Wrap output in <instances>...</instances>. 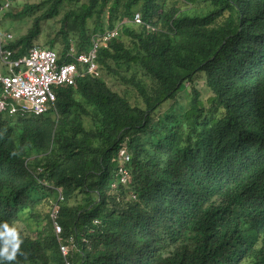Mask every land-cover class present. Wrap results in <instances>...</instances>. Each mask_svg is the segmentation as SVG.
Wrapping results in <instances>:
<instances>
[{
    "label": "trees",
    "instance_id": "obj_1",
    "mask_svg": "<svg viewBox=\"0 0 264 264\" xmlns=\"http://www.w3.org/2000/svg\"><path fill=\"white\" fill-rule=\"evenodd\" d=\"M2 1L34 17L13 58L74 61L117 27L46 114L0 110V222L20 239L3 264H264V0Z\"/></svg>",
    "mask_w": 264,
    "mask_h": 264
},
{
    "label": "built area",
    "instance_id": "obj_2",
    "mask_svg": "<svg viewBox=\"0 0 264 264\" xmlns=\"http://www.w3.org/2000/svg\"><path fill=\"white\" fill-rule=\"evenodd\" d=\"M133 21L142 22L139 12L134 14ZM116 34L117 28L96 34L92 47L87 52L77 53L74 47H71L67 57H73L75 61L59 62L55 51L40 45L33 46L28 54L20 59H11L10 50H0V62L5 68L2 71L0 67V110L21 115L45 113L56 100L54 87L61 84L73 85L77 77L83 74L78 63L85 66L84 72L98 74V49L101 43ZM119 157L123 163L130 159L125 148L119 150ZM128 178V168L123 164L120 169V181L126 182ZM51 217L56 233H60L62 228L57 220V206L53 208ZM61 249L64 254L67 253L68 248L64 244H61Z\"/></svg>",
    "mask_w": 264,
    "mask_h": 264
},
{
    "label": "clouds",
    "instance_id": "obj_3",
    "mask_svg": "<svg viewBox=\"0 0 264 264\" xmlns=\"http://www.w3.org/2000/svg\"><path fill=\"white\" fill-rule=\"evenodd\" d=\"M8 5V0H6V3H5V6H7ZM137 13V12H136ZM133 20V19H132ZM115 28H117V27H115ZM115 28H113V29H115ZM107 30H110V29H107ZM106 31V30H105ZM7 39H13L12 37H11V35H9V34H7V36H6V40H4V39H1L0 38V50H10L11 51V56H10V58L11 59H20V58H22V57H24L25 55H27L28 54V52H29V50L33 47V46H35V45H38V44H34L33 46H31L30 48H29V50H28V52L26 53V54H24V55H22V56H20V57H18V58H13V56H14V51L13 50H11L10 48H8V47H5L4 46V43L7 41ZM41 46V45H40ZM42 47H44V46H42ZM92 47V46H91ZM44 48H47V47H44ZM47 49H50V48H47ZM75 49V48H74ZM51 50H53V49H51ZM76 50V49H75ZM90 50V49H89ZM53 51H55V50H53ZM70 51V50H69ZM68 51V52H69ZM56 52V51H55ZM77 52V51H76ZM77 53H80V52H77ZM57 54V53H56ZM73 58V57H72ZM75 61V60H74ZM0 67H1V69H2V71H4L5 70V68H4V66H2L1 65V62H0ZM78 67H79V70L81 71V72H83V74L82 75H85L87 72H84L85 70H86V68H85V66H83V65H81V64H79L78 63ZM91 74V73H90ZM82 75H79V76H82ZM78 76V77H79ZM77 77V78H78ZM58 86V85H57ZM54 91H55V87H54ZM55 93H56V91H55ZM55 105V102H54V104L45 112V113H43V114H46L53 106ZM1 111H3V110H1ZM3 112H6V113H8L7 111H3ZM9 115H15V114H10V113H8ZM43 114H41V115H43ZM19 115H21V114H19ZM26 115H35V114H25V115H21V116H26ZM121 149V148H120ZM119 149V150H120ZM130 155V154H129ZM63 197H62V195L60 194V199H62ZM55 206H57V208H58V213H59V206H58V204L57 203H54L53 204V206H52V208H51V211H50V217H51V212H52V210H53V208L55 207ZM57 220H58V218H57ZM51 221H52V217H51ZM58 222H59V220H58ZM52 224H53V221H52ZM60 224V223H59ZM60 226H61V228H62V225L60 224ZM53 227H54V224H53ZM54 231H55V228H54ZM61 232H62V230H61ZM60 232V233H61ZM55 233H56V231H55ZM60 233H56L57 235H59ZM19 243H20V239H19V236H18V234H17V229H16V227L13 225V226H10L9 224H7V223H2V222H0V264H3V261H11V260H13L14 259V257H15V253H16V251H17V249H18V246H19ZM61 244H64L65 246H67V248H68V250H67V253L66 254H64L63 253V251H62V249H61ZM60 244V249H61V252H62V254L64 255V256H66L71 250H72V244L71 243H68V244H66V243H61ZM67 262L70 264V261L69 260H67L66 261V264H67Z\"/></svg>",
    "mask_w": 264,
    "mask_h": 264
},
{
    "label": "rangeland",
    "instance_id": "obj_4",
    "mask_svg": "<svg viewBox=\"0 0 264 264\" xmlns=\"http://www.w3.org/2000/svg\"><path fill=\"white\" fill-rule=\"evenodd\" d=\"M26 1H31V0H20L19 5H16V3L13 2L12 4L13 12H17V10L20 9L23 6V3H25ZM1 4L4 5V0L2 1ZM8 10H9L8 8L0 9V38L4 40H6L7 34L11 35L13 39H15L18 36L20 37L26 34V32L31 27L32 22L34 20V17H27V18L24 17V19H20V18H17L18 16H16V18L7 16L5 14L8 12ZM45 25L47 26L48 24H45ZM35 44L41 45L39 43H35ZM109 82L112 84L110 80ZM199 84L201 85V87L203 86L202 82H199ZM189 93L190 91H187V89L179 91L177 93L176 100L185 105L188 101ZM38 210L40 214L41 213L47 214V212L49 213V211H47L48 210L47 207L39 206Z\"/></svg>",
    "mask_w": 264,
    "mask_h": 264
}]
</instances>
